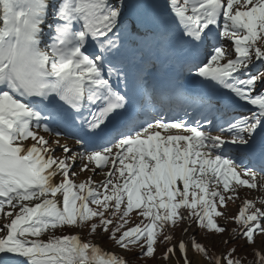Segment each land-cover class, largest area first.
Here are the masks:
<instances>
[{
  "label": "snow or ice",
  "instance_id": "6c2138e0",
  "mask_svg": "<svg viewBox=\"0 0 264 264\" xmlns=\"http://www.w3.org/2000/svg\"><path fill=\"white\" fill-rule=\"evenodd\" d=\"M0 220V264H264V0H0Z\"/></svg>",
  "mask_w": 264,
  "mask_h": 264
},
{
  "label": "rangeland",
  "instance_id": "374dc122",
  "mask_svg": "<svg viewBox=\"0 0 264 264\" xmlns=\"http://www.w3.org/2000/svg\"><path fill=\"white\" fill-rule=\"evenodd\" d=\"M214 134H215V133H214ZM60 142H61L62 144L66 143V144H68V145H69L70 147H72V148H76V147H77L75 141H74V140H71V139H67V140H66V139H61ZM68 142H69V143H68ZM88 175H91V173H87V172L84 173L83 176H81V180H83L84 177H85V176H88ZM101 178H102V177H100V176H95V177H94V179L97 180V181H99ZM252 191H253V196H252V198H258V197H256V196L254 195V190H252ZM239 192H240V196H241V197H244V196H246V195L248 194L247 191H246L245 189H240ZM239 204H240V200H236L235 203H233V202H229V204H228V212H229L230 215H234V214L237 212V206H238ZM130 215H131V223H130L129 226H132L133 224H135V223L137 222V217L135 216L134 213H133V214H130ZM0 223H3V221L0 220ZM220 223L223 224L224 221L221 220ZM227 226H228L229 228L232 227L231 224H228ZM193 231H194V229H193ZM74 232H75V230H67L66 232H60V231H57L55 234H56V235L74 234ZM179 235H180V232H179V230L177 229V231H176V236L179 237ZM44 238L46 239L47 237L45 236ZM101 246H102L103 248H106V249L112 250V245H111L110 243H102ZM238 248H239V245H238ZM162 250H163V248H162ZM162 250H160V251H162Z\"/></svg>",
  "mask_w": 264,
  "mask_h": 264
},
{
  "label": "trees",
  "instance_id": "16d2710c",
  "mask_svg": "<svg viewBox=\"0 0 264 264\" xmlns=\"http://www.w3.org/2000/svg\"><path fill=\"white\" fill-rule=\"evenodd\" d=\"M257 239H259V237H257ZM241 244L243 243L242 241L240 242ZM163 246L161 245L160 248L158 249V252L160 250H162ZM250 251V250H249ZM241 255H243V253H241ZM252 256L251 255H248L246 258H245V264H250V261H252Z\"/></svg>",
  "mask_w": 264,
  "mask_h": 264
},
{
  "label": "bare ground",
  "instance_id": "6f19581e",
  "mask_svg": "<svg viewBox=\"0 0 264 264\" xmlns=\"http://www.w3.org/2000/svg\"><path fill=\"white\" fill-rule=\"evenodd\" d=\"M69 143V142H68ZM258 179H259V177H258Z\"/></svg>",
  "mask_w": 264,
  "mask_h": 264
}]
</instances>
